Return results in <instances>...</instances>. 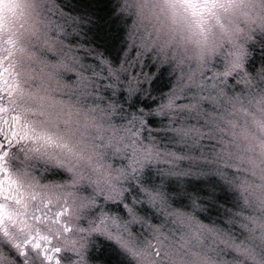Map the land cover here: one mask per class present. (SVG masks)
Returning a JSON list of instances; mask_svg holds the SVG:
<instances>
[{"label": "snow or ice", "instance_id": "6c2138e0", "mask_svg": "<svg viewBox=\"0 0 264 264\" xmlns=\"http://www.w3.org/2000/svg\"><path fill=\"white\" fill-rule=\"evenodd\" d=\"M165 2L0 23V264H264V11Z\"/></svg>", "mask_w": 264, "mask_h": 264}, {"label": "rangeland", "instance_id": "374dc122", "mask_svg": "<svg viewBox=\"0 0 264 264\" xmlns=\"http://www.w3.org/2000/svg\"><path fill=\"white\" fill-rule=\"evenodd\" d=\"M264 0H236L234 6L229 9L224 15L228 18H243L245 13L250 16L261 14L260 4ZM63 3L70 5L72 0H63ZM115 3V0H113ZM17 7L12 11L11 21L8 29L18 30L21 24L28 20L30 11V0H16ZM148 10L152 13L153 22L166 32H174L179 38L181 35L187 34L188 22L179 12L167 7L165 0H149ZM256 35H260V30L256 29ZM264 120V113L256 112L254 117H249V120ZM253 131L259 135V129L254 128Z\"/></svg>", "mask_w": 264, "mask_h": 264}, {"label": "flooded vegetation", "instance_id": "af4514ba", "mask_svg": "<svg viewBox=\"0 0 264 264\" xmlns=\"http://www.w3.org/2000/svg\"><path fill=\"white\" fill-rule=\"evenodd\" d=\"M11 14L12 11H5L3 13H0V16H2V20H0V23H2L4 29L9 28V24L11 21Z\"/></svg>", "mask_w": 264, "mask_h": 264}, {"label": "trees", "instance_id": "16d2710c", "mask_svg": "<svg viewBox=\"0 0 264 264\" xmlns=\"http://www.w3.org/2000/svg\"><path fill=\"white\" fill-rule=\"evenodd\" d=\"M257 47H259V45L257 44Z\"/></svg>", "mask_w": 264, "mask_h": 264}]
</instances>
